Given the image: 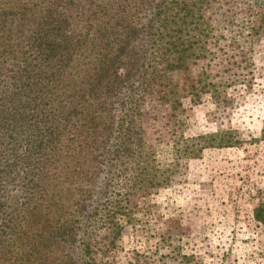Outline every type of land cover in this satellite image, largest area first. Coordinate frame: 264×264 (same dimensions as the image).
<instances>
[{
  "label": "trees",
  "instance_id": "16d2710c",
  "mask_svg": "<svg viewBox=\"0 0 264 264\" xmlns=\"http://www.w3.org/2000/svg\"><path fill=\"white\" fill-rule=\"evenodd\" d=\"M214 3L0 0V264H115L125 229L149 222L135 192L231 146L228 133L176 128L159 158L145 139L144 106L169 57L186 69L210 56ZM222 83L202 68L191 102ZM255 218L264 224V201Z\"/></svg>",
  "mask_w": 264,
  "mask_h": 264
},
{
  "label": "rangeland",
  "instance_id": "374dc122",
  "mask_svg": "<svg viewBox=\"0 0 264 264\" xmlns=\"http://www.w3.org/2000/svg\"><path fill=\"white\" fill-rule=\"evenodd\" d=\"M210 12V56L186 69L169 57L144 106L145 139L159 158H170L176 128L188 138L228 133L233 143L185 160L169 187L135 192L149 222L125 229L115 264H128L134 249L143 264H264V224L255 218L264 201V0H215ZM202 68L224 83L193 104L188 85Z\"/></svg>",
  "mask_w": 264,
  "mask_h": 264
}]
</instances>
